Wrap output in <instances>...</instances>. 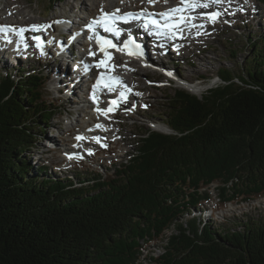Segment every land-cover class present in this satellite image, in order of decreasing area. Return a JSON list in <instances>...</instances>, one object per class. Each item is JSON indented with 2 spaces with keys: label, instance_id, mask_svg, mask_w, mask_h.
<instances>
[{
  "label": "trees",
  "instance_id": "16d2710c",
  "mask_svg": "<svg viewBox=\"0 0 264 264\" xmlns=\"http://www.w3.org/2000/svg\"><path fill=\"white\" fill-rule=\"evenodd\" d=\"M249 39L240 75L220 67L209 95H168L159 119L173 132L139 130L116 177L85 187L43 178L26 157L54 113L41 74L1 77L0 264H131L139 239L207 197L201 183H225L222 199L264 192V38ZM232 225H177L163 264H264V215Z\"/></svg>",
  "mask_w": 264,
  "mask_h": 264
},
{
  "label": "rangeland",
  "instance_id": "374dc122",
  "mask_svg": "<svg viewBox=\"0 0 264 264\" xmlns=\"http://www.w3.org/2000/svg\"><path fill=\"white\" fill-rule=\"evenodd\" d=\"M50 1L52 0H30V4L28 5L29 8H26L24 14L26 13V16L28 15L27 17L31 16L29 18H32L34 20L36 19L42 22L43 19H46L53 14L60 13L61 10H63L64 12H70V7L67 4L68 0H62L54 4L51 3L49 5ZM241 1L245 2V0ZM77 5L78 4H76L75 6ZM248 9L250 11H246ZM221 10L222 18L220 19V21H218L219 25L212 29V35L210 34L206 37L205 40H201L199 44L197 43L196 47L188 49L185 48L183 50L185 54L181 57L178 55V53L176 54L173 51L169 52L171 53L169 54L171 60H168L167 63L168 67L171 68L169 70H173L174 72L181 71L179 75H182L184 78H187L189 80L193 78L195 79L198 74L207 76V74L205 73L206 70H211L210 72H213V75L216 77L214 78V81L218 80L216 76V70L219 67L229 69L232 74L240 75L239 72H241V64L239 63V61H243L248 56V52H246L245 50L246 48L244 49L245 40L248 36L247 33L249 31H253L254 33L257 28L255 25L256 21L258 23L257 33H261L264 35V5L258 3L256 0H250V5H248L247 7L241 6L238 8V14L235 17H232L231 15L226 16V14L231 13V10L229 8H224ZM257 12L258 15L256 14ZM9 14L10 12L7 13V15ZM224 15L225 17H223ZM258 17L263 18L259 21L257 19ZM2 18L3 17H1V19ZM251 18H254V20L250 22ZM249 23L251 26L248 25ZM56 34V37H59V31H55V35ZM64 41L65 40H63V42ZM226 41H230L232 43L226 44ZM228 46H231L232 48H229ZM230 49H234L237 51L238 54L236 59H229L228 54L230 52ZM47 53H49V51ZM159 54L163 58V54L161 52H159ZM30 55L32 54L28 53L27 57L21 58L20 65H17L18 70L22 66L26 67L25 69L32 66L39 69L42 68L41 70L45 72V77H47V70L49 71L51 79L54 72L52 69L54 68H59V70L64 71L65 67H69L71 72L73 71V63L66 65L64 62L58 59L57 61H53V58L51 57H46V59L41 58L37 60L36 58H34L39 57L37 53L34 54L33 59L32 57H30ZM43 55H46V53H43ZM76 56L80 58V55L77 53V49L75 51V49L72 48L71 58L68 59L74 60V57ZM147 61L151 63V61H149V58H147ZM162 61L165 62L164 60ZM14 64L16 66V63ZM10 65V63H7L8 68L11 67ZM148 68L151 69L148 74H144L143 76L139 74L135 75L137 79L139 78L138 80H140L141 84L133 87L135 95L134 110L133 106H131V112L129 111L127 113H124L120 115V117H111L112 121L110 124V129L114 131L112 132L113 137L120 141L119 146L115 148L116 150L114 149L115 151H111L108 148L102 150L106 151V153H111V155L108 158L103 159L101 163H99L100 161H98L96 164L87 162L94 160L92 158L91 160H84V163L85 161L87 162L84 165H75L74 163H67L66 161L62 160L60 161V163L58 162V160H60L58 159V155H60V152L62 150L59 149L60 152H54L48 149L47 144H52V141H59V143L60 141L64 142L67 136L63 135V129L68 125L69 122H71V120L73 121L78 116L77 112L75 111L76 109L70 110L71 113H68L66 111L70 107V105L73 104L72 102L74 101V99L64 96L62 90L61 92L59 91V89L61 88L58 89L53 81H51L49 78L46 83L43 98L44 100L50 102L52 104V107L55 108V115L47 125L48 127L50 125V127L45 129V134L46 136H48V138L46 137L45 140H36V143L34 144L35 146L31 149L32 151H30L31 156H28V153L26 154V157L30 159L31 165L34 168H36V166L38 165H44L46 166L47 173L51 175V179L53 177L63 179L65 183L71 182L75 186L82 185L79 184V181H83V179H78V177L76 176L75 170L77 169L84 173L98 172L102 175H114L115 168L117 167L119 161L127 159L128 154L134 150L135 141L137 140L136 133L139 132L140 129H143V127H149L146 122L148 114L150 113L152 116L157 117L166 108L165 97L167 95L172 94L175 89H185L197 97L208 95L209 89L194 93L187 88L178 87L176 83L168 82L166 76L161 72V69L154 66H150ZM175 69L177 71H175ZM78 70L81 71V65ZM18 74L19 73L17 72L14 73L15 76ZM155 79L158 81L154 82L153 80ZM235 81L239 82V80ZM222 83L224 82H220L219 85H221ZM57 86L60 87L62 85L60 83V85ZM200 89L202 90L201 85ZM64 93H67V90H65ZM136 93H140V95H136ZM76 104L77 101L74 102L73 106L71 107H76ZM77 109L80 110L81 115H84L82 111H84L85 108ZM81 119L84 120L85 118L83 117ZM81 119L79 117L76 118L75 123H72L71 126L73 125L76 128L78 124L82 122ZM164 130L165 133L170 132V129L168 127ZM66 132L67 131H64V134H67ZM63 142L60 143L59 146L64 145ZM45 151L47 152L45 153ZM55 160H57L58 163H56ZM99 164H103L108 168H101ZM64 168L68 170L64 172ZM208 191L210 192V194H212V199L210 201L203 202L200 206L204 208L208 207V209L211 211L215 210L216 214L213 215V219L218 222L223 221L224 219L231 220L232 217H236L238 221H241L243 220V215H250L254 218H259L260 216L264 215V194L255 195L251 197L250 200H245V198L242 199L240 197L238 200L232 201L230 203L231 205L224 204L223 207L225 209L221 208L219 210V206L221 203H219L217 199V183L209 186Z\"/></svg>",
  "mask_w": 264,
  "mask_h": 264
},
{
  "label": "bare ground",
  "instance_id": "6f19581e",
  "mask_svg": "<svg viewBox=\"0 0 264 264\" xmlns=\"http://www.w3.org/2000/svg\"><path fill=\"white\" fill-rule=\"evenodd\" d=\"M174 1H175L174 4H172L171 6L178 5V0H174ZM29 4H30V0H0V14H1L0 15V25H10L11 27H15L16 29L26 28L28 30L25 32H28L31 35L38 34L37 32L34 33V31L31 30L30 26H27V24H29V25L30 24L31 25L32 24H38V25L40 24L38 21H36V19L34 20L32 18H29L31 16L27 17L28 15L26 16V13L24 14V11L26 10V8L27 9L29 8V6H28ZM76 4L79 5V8L76 11L77 14L73 15L72 13L74 11H72V9ZM68 5L70 7V12L66 13L63 10H61L60 13L53 14L52 16H50L46 19H43L41 25H47L48 27H46V28H52V30H57L58 27L54 24V21L57 18L64 17L66 19L71 20V22L73 24H77L78 19H79L80 20V26H83L84 24L89 23L92 18L97 17L101 13V9H103V11H109V10H112L110 8H115L117 6L123 7L124 11H130V10L139 11L141 9L153 10V9H160V8H163L162 10H165L166 8H169L168 7L169 6L168 0H167V3H164V0H160L155 4H149L147 2V0H68ZM248 5H250V0H245V2H243L241 0H231V2H229V0H223V3H221L219 5L214 4L215 8H218V7H220V9L221 8L223 9L224 7L229 8L231 10V13L228 15H231L232 17H235L238 14L237 10L239 7H241V6L247 7ZM246 11H250V10L248 9ZM6 12L7 13L10 12V15H7ZM74 16L77 17L78 19H74L73 18ZM1 17H3V18L1 19ZM218 21L219 20H217V22L214 24L210 23V22H207L206 24L209 26H211V25L215 26L219 23ZM199 31H200V34H197V31L194 32L191 40L190 41H184V44H186V45L189 44L188 47H196L197 43L199 44V42L201 40H205L206 37L209 36L210 34L212 35L210 29H206L204 31L199 30ZM85 32H86V30H85ZM71 33H72V31H70V34ZM78 33H79V31H78ZM194 34H196V36H194ZM3 35L5 36L6 34L3 33L2 36ZM9 35H12V34L9 33ZM78 35L79 34H75V37H77ZM56 40H57V38H56ZM4 45H6V44H4ZM82 48L83 49L86 48L85 43H83ZM48 51H49L48 49L42 50V52L46 53V54ZM67 53H68V56L64 57L62 59L65 63H67L66 58H68L69 55L72 54L70 49H67ZM34 54H36V53H34ZM53 55L59 56L60 54L53 53ZM108 56L111 57V55H108ZM141 59L147 62V56L143 55V54L140 56V59H130V60H126L124 62L125 66H126V71L128 72V75L126 77L128 79H131L134 82V84L137 86L140 85L141 83H140V80H138L139 78L137 79L135 77V75L139 74V75L143 76L144 74L145 75L148 74V72H150V70H151L146 65H142L144 63L142 62ZM76 60L77 59H74L73 61H76ZM111 62H113V60H111ZM114 63L115 64H121V62H119V61H117V62L114 61ZM155 65L157 67H160V68L161 67L162 68L164 67V69H165V67L167 68V65L162 61V59L159 60L158 64H155ZM52 70L54 71L53 75H52V79L55 83H58V84L61 83V85H62L61 87L65 86L66 89L68 88L69 92H72L74 94H76V91L78 89H80V92H82L83 85L81 82V78L82 77L88 78V75H85L83 73V71L78 72L77 74L74 73L72 75V73L70 71H67V70L61 71V70H59V68L58 69L54 68ZM168 71L170 73H172L173 76H175V73L177 75H179V73H181V71L174 72L173 70H169V69H168ZM72 81H74V85H72L70 87V84ZM181 82H183L181 84L185 88L191 90L194 93L201 91L200 83H198V82H195V81H192V82L188 81L187 82V81H182V79H181ZM90 94H93V93H90ZM72 106H73V104H72ZM89 106L91 108H93L95 105L90 104ZM77 108H84L83 105L81 104V101L79 98L77 100L76 107H71L67 110L69 112L70 110L76 109L78 111V116L76 118L79 117L81 119L85 116V118H87V119H84V120L81 119L82 122H80V124H78V126L76 128L73 125L71 126L72 123L73 124L75 123L76 118L73 121H71L69 129H66L64 131H67L66 132L67 134H65V135L72 138V142L67 143L66 145H61V146H59L60 143L58 142V145H56L57 146L56 148H59V147L62 148V149H60V150H62L61 154L58 155V157H59L58 159H60V160H58V162H60L61 160L62 161L68 160L69 163H72L74 161L77 164H83L84 165V160H91V158L92 159H97V158L100 159L101 157H105V156L109 155V153H106V151H102V150H105L108 148L109 150L112 151L119 146L120 141L118 139H115L113 137V135L110 134V136H107V138L104 139V140H106V143H107L105 148L101 149L99 147H94L93 148V150H94L93 155L92 154L88 155V156L83 155L82 159H78V160H75L76 158L75 159L73 158L74 160L68 159L69 154L73 151L74 145H77L76 137L78 135L84 134V132L88 133L90 131L92 133L97 132L94 128H92L90 130V128H91L90 119H94V117L90 113H89V117H87L88 113L86 112V109H84V111H82V112L86 113L84 116H82L80 113V110H78ZM100 120H102V119L100 118V119L94 120V123L98 122ZM77 128H79V130H76ZM67 140H69V139H67ZM64 142H65V140H64ZM109 150H108V152H109ZM64 151L67 152L66 158H61V156H64L62 154V152H64Z\"/></svg>",
  "mask_w": 264,
  "mask_h": 264
},
{
  "label": "snow or ice",
  "instance_id": "6c2138e0",
  "mask_svg": "<svg viewBox=\"0 0 264 264\" xmlns=\"http://www.w3.org/2000/svg\"><path fill=\"white\" fill-rule=\"evenodd\" d=\"M149 4H155L158 2V0H147ZM231 2V0H229ZM164 3H167V0H164ZM223 3V0H178V6L169 8L166 11L160 12L155 14L159 17V19L154 18L153 13L148 12L146 9L141 10L138 13L133 12H125L121 13L120 9H115L112 12H105L103 9H101V15L100 18L97 20H94L92 23L88 25L89 29L92 30L94 25H100L103 27V30L105 32L111 33L113 36H115L117 39L121 36L123 29L119 28L117 26L118 22H123L125 24L129 23L131 20L136 21H142L143 27L146 31L149 32V34H153L157 37H170L172 39H175L178 35L182 36V32L185 28L191 30L193 28L197 29V34H200V29L205 28L204 23H196L195 21L201 17L205 18L207 22L210 23H216L220 15L222 14L220 11H214V12H205L200 13L199 16L192 15V13L196 9H207L212 5H219ZM59 23V21H56ZM32 31H40L43 28L48 27L47 25H31ZM26 28H20L16 29L15 27L11 26H0V33H7L12 32L20 37V41L23 42L24 37L23 33L27 31ZM206 34V33H205ZM33 39L37 42V47L41 46L40 37L36 36L33 37ZM92 39V37H90ZM96 40L97 43L100 46L101 51H105V55H107L106 48H117L118 46L114 44L111 40L107 39L106 37L100 36L98 33L96 34ZM11 42L10 40L8 41ZM129 45H131L133 48L139 50L140 45L136 43V41L133 39L131 35L128 36V39H126L123 43V49L121 50H127L129 49ZM19 47V44L17 45ZM25 47H27V44H25ZM43 54V53H42ZM129 54H138L133 53L129 51ZM111 57H109L110 59ZM98 66H104V62L101 61V64ZM167 75H172V73H167ZM113 83L119 84L121 83L118 78L111 77L109 78V82L105 84L106 87L109 88V90H112ZM100 81H97V85L93 86V91H95V88L99 86ZM126 88V86H124ZM131 90L127 89V91H121L120 92V98L126 100L128 93H130ZM136 95H140V93H136ZM93 99H95V95L93 96ZM112 105H118V101L113 100ZM104 115H107L109 112L114 111L113 107H109L106 110H100ZM97 127H101V125H97ZM77 140L84 139V137H76ZM97 143H99V138H95ZM92 152L89 150V155H91ZM77 159H82V157H76ZM68 159H73V156L69 155Z\"/></svg>",
  "mask_w": 264,
  "mask_h": 264
}]
</instances>
